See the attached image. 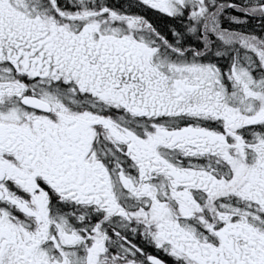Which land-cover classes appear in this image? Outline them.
<instances>
[{
    "label": "snow or ice",
    "instance_id": "snow-or-ice-1",
    "mask_svg": "<svg viewBox=\"0 0 264 264\" xmlns=\"http://www.w3.org/2000/svg\"><path fill=\"white\" fill-rule=\"evenodd\" d=\"M0 264H264V0H0Z\"/></svg>",
    "mask_w": 264,
    "mask_h": 264
}]
</instances>
